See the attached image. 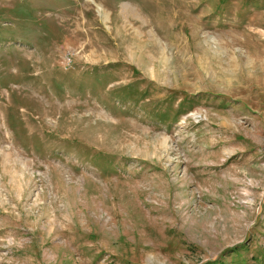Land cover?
Returning a JSON list of instances; mask_svg holds the SVG:
<instances>
[{
    "label": "rangeland",
    "instance_id": "1",
    "mask_svg": "<svg viewBox=\"0 0 264 264\" xmlns=\"http://www.w3.org/2000/svg\"><path fill=\"white\" fill-rule=\"evenodd\" d=\"M0 264H264V0H0Z\"/></svg>",
    "mask_w": 264,
    "mask_h": 264
},
{
    "label": "bare ground",
    "instance_id": "2",
    "mask_svg": "<svg viewBox=\"0 0 264 264\" xmlns=\"http://www.w3.org/2000/svg\"><path fill=\"white\" fill-rule=\"evenodd\" d=\"M96 6V9H97V11H100L101 10V8L96 4L95 5ZM124 8H123V13H125V14H128V15H133L134 13H133V10L131 9V8H129V7H126V6H123ZM104 11V10H103ZM102 12V11H101ZM99 13V12H98Z\"/></svg>",
    "mask_w": 264,
    "mask_h": 264
}]
</instances>
